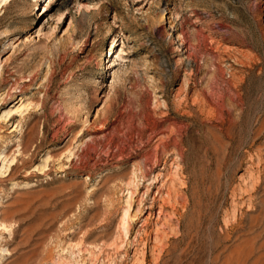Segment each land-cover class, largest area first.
Instances as JSON below:
<instances>
[{"label": "rangeland", "instance_id": "1", "mask_svg": "<svg viewBox=\"0 0 264 264\" xmlns=\"http://www.w3.org/2000/svg\"><path fill=\"white\" fill-rule=\"evenodd\" d=\"M0 3V264H264V0Z\"/></svg>", "mask_w": 264, "mask_h": 264}, {"label": "bare ground", "instance_id": "2", "mask_svg": "<svg viewBox=\"0 0 264 264\" xmlns=\"http://www.w3.org/2000/svg\"><path fill=\"white\" fill-rule=\"evenodd\" d=\"M36 1V3H38V0H35ZM0 4H2V3H0ZM51 7V3H49L48 5H46V6H44V9H43V11L41 12V17H44V16H46V14L48 13V11H49V8ZM163 18H166V15L164 14V17ZM115 41H116V39H114V41H113V44H115ZM124 51V49H121L120 48V53L118 54V57L119 58H122L123 56H122V53H124L123 52ZM114 54V53H113ZM113 54H112V56H113ZM108 67L109 68H114V67H116L117 66V64L116 63H114V61L113 60H111L110 62H108ZM19 100H21V98H19L18 99V101ZM1 156V155H0ZM15 165V164H14ZM16 169V167L15 166H13V168H12V172L14 171ZM14 173V172H13ZM10 176H13L12 174H10ZM9 176V177H10ZM166 178V177H165ZM170 178V177H169ZM171 180V179H170ZM174 180V179H173ZM165 181H166V179H165ZM27 183H29V182H25V185H27ZM171 183V182H170ZM29 185V184H28ZM173 185V184H172ZM156 200V199H155ZM125 215H127V213L125 214ZM125 218H127V216H125ZM158 233V232H157ZM141 239V238H140ZM141 241V240H140ZM137 248V247H136ZM138 249V248H137ZM139 250V249H138ZM7 255V254H6Z\"/></svg>", "mask_w": 264, "mask_h": 264}]
</instances>
